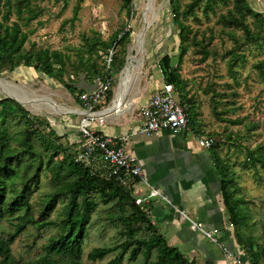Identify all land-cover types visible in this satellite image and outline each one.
<instances>
[{
	"label": "trees",
	"instance_id": "trees-1",
	"mask_svg": "<svg viewBox=\"0 0 264 264\" xmlns=\"http://www.w3.org/2000/svg\"><path fill=\"white\" fill-rule=\"evenodd\" d=\"M55 1L61 2L63 9L68 4V0ZM122 2V6L128 10L130 0ZM79 9L78 3L73 6L69 20L71 23L77 19ZM169 11L171 23L178 30V62L173 64L172 57L164 54L157 64L163 82L172 84L179 92L180 102L188 110V125L193 127L195 110L198 108L194 96L186 89L180 63L191 47L201 52L202 59L217 55L209 46V41L216 36L212 31L213 26L207 25L201 31L202 36H208L196 38L198 29L194 24H199L203 19L210 22L212 16L215 17L214 24L232 42L225 64L228 75L234 82H238V65L242 64L245 56L241 50L248 44L261 47L264 42V14L251 8L247 0H169ZM12 14L16 16L13 20L10 19ZM38 15L31 0H0V73L6 66V71H14L20 66L33 68L61 84L79 100L83 90L74 85V80L66 71L67 64L75 76L82 75L86 81H93L97 74H106L108 71L92 61V56L102 53L104 57L111 47H115L110 71L117 73L124 66L130 34L122 30L109 40H102L99 36L91 39L84 35L82 52L88 56L77 53L76 61L70 60V56L58 50L27 49L31 30H24L23 27H27ZM116 46L119 52H116ZM253 67L258 79L264 81V59L256 61ZM229 95L237 97L235 91ZM111 98L110 89L101 104L107 105ZM211 101L213 115L221 120L220 115L224 111L218 110V105L222 103L224 106L226 103L214 98ZM229 123L238 124L240 121L229 120ZM261 129L264 134V121ZM192 131L197 133L198 130L192 128ZM226 138L231 142V135ZM64 139L65 142L62 141ZM66 139L65 135H59L43 118L32 115L14 99L0 98V222L4 218L13 221L12 232L0 237L1 264H17L11 245L29 229H35L38 235L46 229L54 230V234L49 236L43 246V254L29 264H82L83 245L92 214L99 204L109 203L114 213L108 219L112 226L118 228L122 240L92 248L87 253L89 261H101L116 252L106 264L136 261L139 256H142L143 264H198L195 259L188 258L178 248L171 246L159 233L149 216L147 205L142 207L135 204L133 182L136 179L122 183L117 177L106 178L92 174L88 167L75 161V148ZM230 145L235 146L236 143L231 142ZM220 147V142L213 140L208 150L220 174L223 206L232 225L236 244L243 249L251 264H264V237L259 242L254 236L242 234L248 220L242 208L246 202L239 196L236 173L228 159L223 158ZM59 155L60 159L57 158ZM240 167L255 175L259 167L264 173V144H258L253 149L245 148L244 163ZM42 175L47 178L51 190L42 196L39 207L35 209L31 195L38 187ZM54 212L57 214L51 218Z\"/></svg>",
	"mask_w": 264,
	"mask_h": 264
},
{
	"label": "rangeland",
	"instance_id": "rangeland-1",
	"mask_svg": "<svg viewBox=\"0 0 264 264\" xmlns=\"http://www.w3.org/2000/svg\"><path fill=\"white\" fill-rule=\"evenodd\" d=\"M187 1L189 0H182V2ZM247 1L251 8L264 14V0ZM148 2L149 0H130V8L127 10L122 6V0H68L67 6L63 9L62 3L55 0H31V5L35 6L39 15L27 27H23L24 30L27 28L31 30L26 47L27 49L34 47L36 50L41 48L58 50L70 56V60L76 61L77 53L84 54V57L88 56L87 53L82 52L81 44L84 35L91 39L99 36L102 40H109L120 30L129 32L125 68L123 69V66L122 72L121 69L113 74L112 98L105 106L100 103L101 106L98 109L108 105L113 106L120 77L128 68L130 60L136 57L137 64L129 82V90L125 95L128 97L132 96L134 92L142 94L149 91L148 89L153 83L159 88L162 87L163 80L160 79L161 73L157 64L161 56L169 54L173 64L178 62V30L171 23L169 0H153L152 13L148 9ZM77 3L80 5L78 17L71 23L69 20L72 16V8ZM148 12L152 15L147 16ZM15 17L12 14L10 19L13 20ZM214 19L213 16L210 19L213 24ZM63 21L66 23L62 24ZM210 22L203 19L199 24H194V27L198 29L196 38L208 36L207 34L202 36L201 31L207 28V25L213 26L212 31L216 36L209 41V46L216 51L217 55L206 56L205 59H202L201 52H197L195 47L189 48L180 63L181 76L185 85L188 86L186 89L189 94L194 96L198 110H207L206 113L208 112V137L220 142L223 158L228 159L231 168L236 173L235 182L239 186V196L246 202L242 208L248 216L242 234H249L262 242L264 237V173L258 167V174L255 175L252 171L241 169L240 166L244 163L245 148L253 149L258 144H264V134L261 129V124L264 121V81L258 79L253 67L256 61L264 59V42L261 47H255L252 44L244 46L241 50L245 55L244 61L238 65V82H234L228 75L225 64L232 42L224 33L220 32V27L216 24H209ZM140 34H142V43L138 45ZM116 50L119 52L118 46H116ZM225 54L227 55L225 56ZM102 59V53L92 56V61L99 66H102ZM5 68L0 73V82L3 83L0 85V98L5 97L11 91L23 95L29 101L33 99V103L30 102V104L22 106L28 109L32 115L43 118L50 125L43 113L45 111L37 112L36 110H55L47 103L50 101L53 102L52 104H56L51 100L54 93H50L57 89L53 85V79L25 66H20L14 71H6ZM65 68L70 77L74 79L76 76L72 74L70 66L67 64ZM46 87H50L49 92H46ZM231 91H235L237 97L229 95ZM213 98L218 102L226 103L224 106L222 103L218 105V110L224 111V114L220 115L221 120H218L212 113L211 100ZM233 102L234 105H227V103ZM236 105L237 108H235ZM121 107L122 105L118 109ZM229 120L240 121V123L232 124L229 123ZM43 127L45 128V125ZM92 128L98 131L99 125L94 124ZM248 128H251L249 133L247 132ZM228 135L232 136L231 142H235V146L230 145L231 142L226 138ZM186 138L193 140L192 130L187 132ZM62 141L65 142V140ZM69 144L75 148L78 143L74 141ZM57 158L60 159L61 156L59 155ZM50 190L47 178L42 175L38 187L33 190L31 195L35 209L39 207L42 196ZM113 213L114 208L111 207V203L99 204L96 207L83 245L82 264H106L116 255V252H113L103 260L96 262L87 259V253L92 248L111 245L122 240L118 234V228L112 226L108 219ZM56 214L57 212L52 213L51 218H54ZM12 223V219L5 220V218L0 222V237H5L12 232ZM231 230L233 235V228ZM52 234H54L53 229L40 231L39 235L35 233V229H29L18 236L11 245L17 264H29L38 259L44 252V244ZM203 243L208 248V252L217 254L220 251L206 237H203ZM240 250L242 260L245 256L243 261L245 264H249L247 255L244 254L245 252L243 253L241 247ZM200 263L204 264V261ZM122 264H143V258L139 256L136 261L125 260Z\"/></svg>",
	"mask_w": 264,
	"mask_h": 264
},
{
	"label": "crops",
	"instance_id": "crops-1",
	"mask_svg": "<svg viewBox=\"0 0 264 264\" xmlns=\"http://www.w3.org/2000/svg\"><path fill=\"white\" fill-rule=\"evenodd\" d=\"M73 80L74 85L83 92L92 91L96 86L94 80L86 81L82 75ZM53 81L57 89L50 92L54 93L51 100L60 106L61 111H36H45L43 113L51 127L59 135H65L69 143L78 142L80 136L77 134V127L79 111L82 109L80 101L61 84ZM156 88L158 87L153 83L149 91L124 96L122 107L118 110H111L110 105V108H106L108 123L100 126L98 131L120 135L137 129L142 121L140 110ZM49 89L50 87H46V92ZM195 111L193 127L188 125L186 130L176 134L158 130L149 136H134L126 146L142 164L146 180L162 194V197L151 198L147 207L152 222L167 242L199 264L201 261L204 264H235L232 259H226L221 251L217 254L208 252L203 243L204 236L194 231L189 221L182 219L173 208L175 206L183 210L189 218L206 229L219 228L220 239L231 251L240 253L223 206L220 174L214 166L208 147L199 146L196 139L200 136L208 137V112ZM192 128L198 131H193L194 138L190 140L186 136ZM144 192L143 187H137L136 195L141 196Z\"/></svg>",
	"mask_w": 264,
	"mask_h": 264
},
{
	"label": "built area",
	"instance_id": "built-area-1",
	"mask_svg": "<svg viewBox=\"0 0 264 264\" xmlns=\"http://www.w3.org/2000/svg\"><path fill=\"white\" fill-rule=\"evenodd\" d=\"M115 54V47H111L101 61L102 67L108 73L97 74L94 78L95 88L92 91H84L79 95L82 109L79 111V123L77 134L80 140L75 147V161L82 163L90 169L92 174H100L106 178L117 177L122 183L134 180L135 204L146 206L151 198L162 197L159 189L152 186L145 178L144 169L138 158L127 148V143L134 136H149L158 130L169 131L174 134L188 128V110L180 102L179 92L172 84L163 82L161 88H156L149 97L147 104L141 108V124L135 130L123 134H103L94 130V124L99 127L108 123V115L105 108L98 105L104 99L108 90L113 87V73L110 71ZM198 145L209 147L212 138L200 136ZM143 187L145 192L136 195L137 187ZM174 211L179 213L182 219H187L190 227L201 233L214 243L226 259H232L235 264H245L240 253H234L220 239V229H206L195 220L188 217L186 212L177 207Z\"/></svg>",
	"mask_w": 264,
	"mask_h": 264
},
{
	"label": "bare ground",
	"instance_id": "bare-ground-1",
	"mask_svg": "<svg viewBox=\"0 0 264 264\" xmlns=\"http://www.w3.org/2000/svg\"><path fill=\"white\" fill-rule=\"evenodd\" d=\"M152 4H153V0H149L148 9L150 11H151ZM151 13H152V11H151ZM151 15H150V12L147 13V16H151ZM141 36H142V34H140V37L138 38V45H140L142 43ZM136 64H137V60L135 57L134 59L129 61L128 68L121 75L120 82H119L117 89H116V98H115V101L113 102V106H112L111 110L118 109L122 105L123 100H124V96L126 95V93L129 90V87H130L129 82L131 81V79L133 77V72H134V69L136 68ZM0 85H3V83L0 82ZM8 94L13 95V97L16 98L17 100H19L20 102H22L24 106L30 104V102L31 103L34 102L33 99H31V101H29L28 98L24 97L23 95H21L19 93H15V92L13 93V92L9 91ZM47 103L49 104V106H51L53 109H55L54 111H57V112L61 111L60 106H58L57 104H52L53 102L51 103L50 101ZM105 113H106V111H105Z\"/></svg>",
	"mask_w": 264,
	"mask_h": 264
},
{
	"label": "water",
	"instance_id": "water-1",
	"mask_svg": "<svg viewBox=\"0 0 264 264\" xmlns=\"http://www.w3.org/2000/svg\"><path fill=\"white\" fill-rule=\"evenodd\" d=\"M125 68V66L123 67V69ZM123 69L121 70V72L123 71ZM5 97H9V98H12V99H14L15 101H17L18 103H20L21 105H23V103L22 102H20L19 100H17L16 98H14L13 96H11V95H8V94H6V96ZM114 100V99H113ZM113 100H112V102H113Z\"/></svg>",
	"mask_w": 264,
	"mask_h": 264
}]
</instances>
